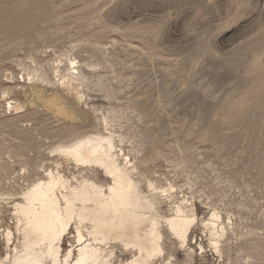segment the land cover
<instances>
[{
    "label": "rangeland",
    "instance_id": "obj_1",
    "mask_svg": "<svg viewBox=\"0 0 264 264\" xmlns=\"http://www.w3.org/2000/svg\"><path fill=\"white\" fill-rule=\"evenodd\" d=\"M87 133L112 134L162 218L195 214L185 243L162 220L150 264H264V0H0V258L46 171L109 182L53 151ZM80 242L70 226L63 253ZM109 249L106 264L134 252Z\"/></svg>",
    "mask_w": 264,
    "mask_h": 264
},
{
    "label": "bare ground",
    "instance_id": "obj_2",
    "mask_svg": "<svg viewBox=\"0 0 264 264\" xmlns=\"http://www.w3.org/2000/svg\"><path fill=\"white\" fill-rule=\"evenodd\" d=\"M77 95L69 97L71 104L77 103ZM61 97L56 92L44 102L59 112ZM71 115L92 119L81 110ZM53 151L76 165L99 167L109 182L101 184L89 177H74L72 182L57 170H48L44 178L34 180L22 191L21 199L13 201L18 242L12 253L0 258V264H106L113 254L107 248L115 242L134 251L128 264H150L162 253V220L185 243L195 214H186L178 206L172 216L162 218L155 202L139 189L131 170L118 161L112 134L77 135L68 143L57 144ZM217 218L213 213L206 224L213 227ZM70 226L81 241L74 259L73 249L63 253L61 245ZM83 230L92 242H82ZM12 236L7 229L3 237L7 247Z\"/></svg>",
    "mask_w": 264,
    "mask_h": 264
}]
</instances>
